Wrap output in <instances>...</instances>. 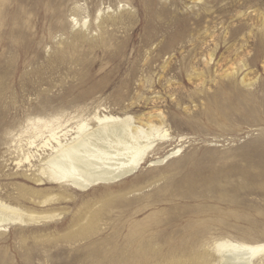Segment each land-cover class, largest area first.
<instances>
[{
	"label": "rangeland",
	"instance_id": "obj_1",
	"mask_svg": "<svg viewBox=\"0 0 264 264\" xmlns=\"http://www.w3.org/2000/svg\"><path fill=\"white\" fill-rule=\"evenodd\" d=\"M96 116L150 131L143 163L85 190L50 179L48 130L65 143ZM0 202L22 216L0 222V264L264 245V0H0ZM125 239L124 257L97 250Z\"/></svg>",
	"mask_w": 264,
	"mask_h": 264
},
{
	"label": "bare ground",
	"instance_id": "obj_2",
	"mask_svg": "<svg viewBox=\"0 0 264 264\" xmlns=\"http://www.w3.org/2000/svg\"><path fill=\"white\" fill-rule=\"evenodd\" d=\"M97 127H89L87 122L78 125V132L70 141L63 143L61 135L55 129H49V138L44 143L48 147L50 140L57 142L52 145V153L46 160L43 170H49V178L85 190L96 184H107L132 174L143 163L146 151L154 140L144 143L142 138L154 137L150 131L133 128L129 119L113 116H96ZM45 131H39L37 135ZM31 144L34 141H30ZM179 151V150H178ZM176 152V151H175ZM31 156H27L29 159ZM19 208L0 202V222L4 220L22 219ZM89 231L82 232L87 237ZM99 246V252L124 257L130 244L127 239L121 245L115 243ZM223 264H250L245 261L246 254L254 255L264 250V245L228 244L217 245ZM197 264H206L199 259Z\"/></svg>",
	"mask_w": 264,
	"mask_h": 264
}]
</instances>
